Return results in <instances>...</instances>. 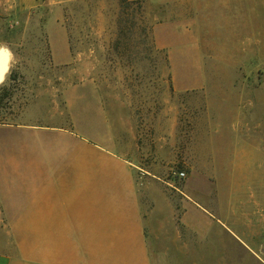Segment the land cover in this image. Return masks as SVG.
I'll return each mask as SVG.
<instances>
[{
    "label": "rangeland",
    "instance_id": "1",
    "mask_svg": "<svg viewBox=\"0 0 264 264\" xmlns=\"http://www.w3.org/2000/svg\"><path fill=\"white\" fill-rule=\"evenodd\" d=\"M170 7L0 0V49L9 57L0 127L26 129L12 134L29 142L10 147L16 152L35 154L43 136L31 130H43L46 139L90 140L123 157L137 175L147 224L151 212L158 217L156 234L146 229L152 264H264V218L239 221L240 242L216 221L185 224L178 205L151 202L153 193L235 187L239 209L264 210V0L213 11ZM156 32L199 47L175 51L172 67ZM224 109L231 115H219ZM235 116L236 126L225 121Z\"/></svg>",
    "mask_w": 264,
    "mask_h": 264
},
{
    "label": "crops",
    "instance_id": "2",
    "mask_svg": "<svg viewBox=\"0 0 264 264\" xmlns=\"http://www.w3.org/2000/svg\"><path fill=\"white\" fill-rule=\"evenodd\" d=\"M139 1L195 12L214 9L215 4L219 9L233 0ZM156 43L168 50L172 67L178 66L175 51L199 47L197 41L185 46L165 41L159 32ZM225 121L235 124L237 119ZM19 127H0L5 132L0 133V264H152V238L148 241L146 229L156 234L158 217L151 212L147 224L137 175L125 159L90 140L46 139L43 130H31L42 131L38 135L43 136L34 142L35 154L16 152L10 147L29 146L28 141L13 139L14 132L26 130ZM247 144L243 139L242 145ZM237 193L235 187L178 189L168 195L161 192L162 197L153 193L151 202L156 205L162 199L171 208L178 205L179 219L185 224L190 219L216 221L235 241L243 242L233 228L241 220L247 221L246 226H254L251 220L261 223L264 210L239 209ZM211 203L216 210L207 207Z\"/></svg>",
    "mask_w": 264,
    "mask_h": 264
},
{
    "label": "bare ground",
    "instance_id": "3",
    "mask_svg": "<svg viewBox=\"0 0 264 264\" xmlns=\"http://www.w3.org/2000/svg\"><path fill=\"white\" fill-rule=\"evenodd\" d=\"M8 54L2 48L0 49V68L3 70L0 71V82L3 80L4 75L6 74L8 68Z\"/></svg>",
    "mask_w": 264,
    "mask_h": 264
},
{
    "label": "built area",
    "instance_id": "4",
    "mask_svg": "<svg viewBox=\"0 0 264 264\" xmlns=\"http://www.w3.org/2000/svg\"><path fill=\"white\" fill-rule=\"evenodd\" d=\"M185 175L184 173H180L179 177L183 178Z\"/></svg>",
    "mask_w": 264,
    "mask_h": 264
},
{
    "label": "snow or ice",
    "instance_id": "5",
    "mask_svg": "<svg viewBox=\"0 0 264 264\" xmlns=\"http://www.w3.org/2000/svg\"><path fill=\"white\" fill-rule=\"evenodd\" d=\"M3 69L2 68H0V71H2Z\"/></svg>",
    "mask_w": 264,
    "mask_h": 264
}]
</instances>
